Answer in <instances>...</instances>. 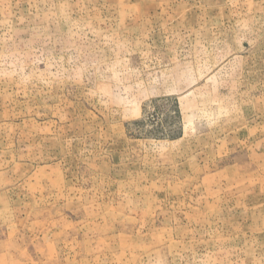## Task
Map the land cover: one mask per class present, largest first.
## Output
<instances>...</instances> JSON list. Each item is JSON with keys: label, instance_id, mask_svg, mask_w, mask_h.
Segmentation results:
<instances>
[{"label": "rangeland", "instance_id": "374dc122", "mask_svg": "<svg viewBox=\"0 0 264 264\" xmlns=\"http://www.w3.org/2000/svg\"><path fill=\"white\" fill-rule=\"evenodd\" d=\"M0 264H264V0H0Z\"/></svg>", "mask_w": 264, "mask_h": 264}]
</instances>
